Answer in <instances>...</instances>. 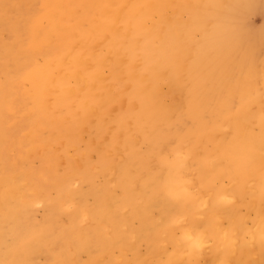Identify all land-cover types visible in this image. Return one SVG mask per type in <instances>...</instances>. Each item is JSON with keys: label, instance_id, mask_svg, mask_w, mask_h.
Masks as SVG:
<instances>
[{"label": "bare ground", "instance_id": "1", "mask_svg": "<svg viewBox=\"0 0 264 264\" xmlns=\"http://www.w3.org/2000/svg\"><path fill=\"white\" fill-rule=\"evenodd\" d=\"M49 1L0 105L26 181L4 191L0 171V264H264V57L256 72L240 0Z\"/></svg>", "mask_w": 264, "mask_h": 264}, {"label": "rangeland", "instance_id": "2", "mask_svg": "<svg viewBox=\"0 0 264 264\" xmlns=\"http://www.w3.org/2000/svg\"><path fill=\"white\" fill-rule=\"evenodd\" d=\"M49 6V0H34L33 3L32 0H0V105L8 102L13 103L10 86L13 82L20 80L24 74L29 71L31 60L33 63L35 60L39 59L36 55V37L39 32V25H37V23H41V25L46 23L47 17H44ZM235 15L238 24H240V28L238 27V29L240 30L242 28L241 31H243L244 38L242 40V46L244 44L243 48L252 47L255 54L250 59V62H254L253 64L256 62V66L258 65L256 72H259L264 57V0L238 1ZM245 68L244 65L239 64L232 70V77H235L237 81L244 80L246 73L248 74ZM250 73L252 77L253 71L250 70L249 74ZM259 82L260 79L258 77L257 83ZM0 122L6 130V143L3 142L2 144L4 150L0 148V171L7 170L4 191H10L14 183H16L19 189L26 190V181L23 178L25 175L14 159L18 158V155L10 143L12 132L16 133L19 131L20 123H9L8 117L1 110ZM92 158L95 160V155H92ZM32 164L35 168H38L41 163L39 159H34ZM63 170L64 167L60 166L59 171L62 172ZM101 183L102 180L99 179L96 189L101 187ZM79 187L84 191L90 189L88 183L79 184ZM87 201L89 203H94V194L89 195ZM16 205L17 202L14 196L11 195L8 202V209L10 212L6 211L8 215L12 216L14 214L13 211ZM26 213L30 222L37 223L45 220L48 210L44 203L39 202L30 207ZM138 225L139 221L135 220L134 226L136 227ZM19 240L21 241V239ZM14 248L20 251L23 249V246L17 244ZM147 251L148 244L146 242H141L139 244V252L145 255ZM117 252L116 250V253ZM128 256L132 257L133 252L128 251ZM36 257L34 259L36 264H48L51 255L48 249H44ZM80 258L85 260L87 255L82 253Z\"/></svg>", "mask_w": 264, "mask_h": 264}]
</instances>
